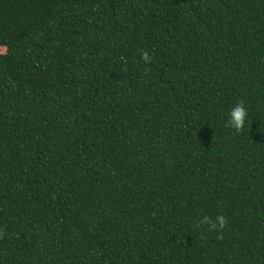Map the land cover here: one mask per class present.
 Segmentation results:
<instances>
[{
	"label": "trees",
	"instance_id": "16d2710c",
	"mask_svg": "<svg viewBox=\"0 0 264 264\" xmlns=\"http://www.w3.org/2000/svg\"><path fill=\"white\" fill-rule=\"evenodd\" d=\"M0 47V264H264V0H0Z\"/></svg>",
	"mask_w": 264,
	"mask_h": 264
},
{
	"label": "clouds",
	"instance_id": "9594fccd",
	"mask_svg": "<svg viewBox=\"0 0 264 264\" xmlns=\"http://www.w3.org/2000/svg\"><path fill=\"white\" fill-rule=\"evenodd\" d=\"M145 59H147L146 56ZM247 122L248 109L245 107L244 103L237 102L229 110L225 126L240 132L244 129ZM200 224H206L211 230L219 231L225 227L226 217L223 215H217L213 220L211 217L205 215L201 218Z\"/></svg>",
	"mask_w": 264,
	"mask_h": 264
},
{
	"label": "rangeland",
	"instance_id": "374dc122",
	"mask_svg": "<svg viewBox=\"0 0 264 264\" xmlns=\"http://www.w3.org/2000/svg\"><path fill=\"white\" fill-rule=\"evenodd\" d=\"M3 52H5V48L0 47V53H3Z\"/></svg>",
	"mask_w": 264,
	"mask_h": 264
}]
</instances>
